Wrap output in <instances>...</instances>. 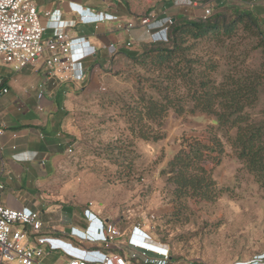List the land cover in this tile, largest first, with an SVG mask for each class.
<instances>
[{
    "label": "rangeland",
    "instance_id": "rangeland-1",
    "mask_svg": "<svg viewBox=\"0 0 264 264\" xmlns=\"http://www.w3.org/2000/svg\"><path fill=\"white\" fill-rule=\"evenodd\" d=\"M188 1L196 6L187 5ZM188 1L183 5L182 0H120L113 8L119 16L125 15L135 24L152 14L156 18L154 31L163 26L167 13L178 11L189 18H199L206 8L211 9V14L214 11L225 13L228 19L235 8L248 9L258 15L264 27V8L254 0ZM150 41L145 35L138 46L127 50L136 52ZM255 44L256 40L250 39L248 33L238 30L223 44L199 43L195 53L205 60L216 61L217 72L213 76L219 82L228 70L241 73L264 70V54ZM115 57L98 74L92 72L82 82L50 80L46 84L41 71L15 73L0 64L3 83L9 78L16 79L19 93L29 99L25 102L17 98L15 91L9 94L16 97L21 109L29 110L33 117L43 114V110H57L60 136L55 143L61 144L57 148L62 149V153L47 155L43 163H51L44 169L30 170L33 183L24 188L32 196L29 200L46 210L42 219L55 227L61 218L60 227L66 230L70 224L82 227L86 220L96 218L88 209V203L92 202L93 211L109 217L122 229L123 240L134 232L133 226L140 223L156 243L169 248L170 264H234L261 259L264 252V179L256 182L237 159L230 144L235 130H211L212 126H217V121L200 113L178 116L170 112L167 116L171 118L172 127L184 125V131H179L175 139L203 136L220 140L222 153H215L216 160L206 163L221 190L219 198L212 203L192 200L186 202V208L179 209L167 194L166 178L161 172L166 169V159L173 153L170 148L177 140L168 144L167 153L164 147H149L151 142L134 141L130 148L133 167L131 172H123L121 159L116 158L118 149L111 154L108 148L127 144L129 131L123 105L129 102V95L135 93L134 77L142 75L144 69L127 57ZM46 89L48 92L42 93L40 99L38 94ZM246 114L249 121L264 132V80L258 85V100ZM44 140L40 141L46 143ZM69 146L72 148L70 154L66 152ZM98 237L95 235L93 239ZM67 259L60 253H52L44 263L64 264Z\"/></svg>",
    "mask_w": 264,
    "mask_h": 264
},
{
    "label": "trees",
    "instance_id": "trees-1",
    "mask_svg": "<svg viewBox=\"0 0 264 264\" xmlns=\"http://www.w3.org/2000/svg\"><path fill=\"white\" fill-rule=\"evenodd\" d=\"M166 17L172 20L166 31L141 50L126 54L144 73L134 77L135 93L123 105L129 131L127 144L109 147L110 153L118 149L116 158L121 159L123 172H131L134 158L130 157V148L134 141L162 140L161 127L170 112L178 116L200 113L217 121L211 130H235L230 139L232 149L248 173L261 182L264 132L249 121L246 111L258 100L264 70L258 73L228 70L218 82L213 76L217 72L216 61L205 60L195 49L203 41L223 44L241 30L256 40L255 47L264 54L263 21L251 10L241 8H235L229 19L225 13L215 11L205 20L189 18L178 11L167 13ZM222 151L217 137L182 139L180 149L161 172L166 178L164 188L179 209L186 208L188 201L212 203L219 198L221 190L206 163L215 161L214 154L220 155Z\"/></svg>",
    "mask_w": 264,
    "mask_h": 264
},
{
    "label": "built area",
    "instance_id": "built-area-1",
    "mask_svg": "<svg viewBox=\"0 0 264 264\" xmlns=\"http://www.w3.org/2000/svg\"><path fill=\"white\" fill-rule=\"evenodd\" d=\"M185 1L188 0H182L181 3L186 5ZM187 5L196 6L191 1H188ZM80 11L82 24H98L113 18L108 14ZM57 12L60 13L58 10L44 13L47 20L45 25L40 19L35 0H0V64L10 67L15 73L27 70L34 73L41 71L47 80L84 81L85 64L94 56L96 50L84 41V38H72L65 31L66 27L62 26V21L54 19ZM210 14L211 9L206 8L200 18L205 20ZM155 20L156 18L149 14L140 21L144 36L150 37L151 41L172 24V20L165 17L163 26L154 31ZM133 27V24H128L124 30L129 33ZM117 28L122 29L123 26L118 24ZM46 29H54L56 32L51 39L44 42ZM120 46L119 42H115L104 48L113 56ZM125 46L130 47L131 42H127ZM42 87L43 85L41 89ZM41 91L38 94L40 99ZM8 93V86L0 79V101ZM4 131L0 110V137ZM39 137L43 139V134ZM66 152L72 153V148L69 147ZM14 158L20 162H44L36 154L29 158H20L16 154ZM5 189L0 179V264H45L44 260L52 253L67 257L64 264L171 263L169 248L156 243L140 223L133 226L134 232L128 236L129 241L123 240L124 232L116 223L96 214L94 220H86L85 228H76L74 231L72 227L71 233H67L60 227L61 218L56 221L57 227L49 226L42 219L40 210L28 208L23 204L27 202L24 197L19 198L20 200L14 197L22 203L20 208H12L2 203L1 197ZM94 208V204L89 202L88 209L91 213ZM153 218L154 216H151V219ZM95 235L99 236L97 239L103 251L96 247L86 248L74 242L75 239L90 242ZM260 258H254L247 264L264 261V252Z\"/></svg>",
    "mask_w": 264,
    "mask_h": 264
},
{
    "label": "crops",
    "instance_id": "crops-1",
    "mask_svg": "<svg viewBox=\"0 0 264 264\" xmlns=\"http://www.w3.org/2000/svg\"><path fill=\"white\" fill-rule=\"evenodd\" d=\"M119 1L120 0H35L43 24H47V20L44 18V13L58 10L60 13H55L54 19L62 21V26L66 27L65 31H67L72 38H84V41H87L95 48L96 52L94 56H92L85 64L84 81L88 79L92 72L96 75L99 73V70H103L112 57L116 56L115 58L118 59L122 55L126 58L127 53H132L128 52L127 49L138 46V43L144 38L140 24H135L125 15L121 17L117 14V10L114 9L113 6L118 5ZM254 2L256 5L264 8V1ZM80 10L108 14L113 18L111 21L98 24H82L80 23V16L82 15ZM118 24H121L123 28L118 29ZM128 24H133L134 26L129 33L124 30V27ZM55 32L54 29H46L43 41L45 42L46 40L51 39ZM117 41L121 46L117 53L112 56L108 54L104 47L109 43H115ZM129 41L131 42V46L126 47L125 44ZM12 79L9 78L6 82V86L9 88L8 95L0 101V110L2 112V120L5 127L4 134L0 137V179L6 188L5 193L1 197V202L12 208H20L22 203L16 201L14 197L18 199L24 197L27 199V202L23 203L26 207L38 209L44 214L46 213V210H44L42 206H39L38 203L30 201L29 196L31 195L26 192L24 188H26L28 183H33L32 178L29 177V171L36 169L40 170L41 168L44 169L51 163V161L47 164L41 163L37 160L20 162L14 158V155L18 154L20 158H29L33 156V154H36L38 158L44 160L49 154L51 156H56L62 153V149L57 148L61 144L55 143L58 139L57 137L60 136V133L57 130L59 126L57 120L58 117L57 114H55L57 110H43V114L38 113L36 117L30 116L31 112L29 110H23L19 107L16 97L25 100V102H28L29 99L25 94L19 93V83L16 79ZM44 79L45 83L48 84L50 80H47L45 77ZM12 91L16 92V95H14L16 97L9 96ZM46 92H48V89L42 93L46 94ZM40 104L41 101L39 102V105ZM44 118L46 120L43 123L41 120ZM53 122L55 125H53ZM171 123V118H166L161 127V130L164 133V138L155 143L149 144V147L151 148H153V146L161 149L164 147V151L167 153V151H169L168 144L172 142V140H177L174 147L170 148L173 149V153L166 159V164L180 149L182 140L175 138L180 135V132L184 131V125H175L172 127ZM40 134H43L46 143L40 141ZM93 213L100 215L96 211H93ZM102 218L111 221L109 217ZM84 225V227H79V225L70 224L68 230H72V227L83 229L86 227V222ZM63 229L66 232L68 231L65 228ZM94 229L96 230V227H94ZM124 240L129 241L128 237ZM74 242L86 248L96 247L102 249L98 239H93L90 242L75 239ZM247 262L248 261L245 260L236 261L234 264H247ZM257 264H264V261Z\"/></svg>",
    "mask_w": 264,
    "mask_h": 264
}]
</instances>
